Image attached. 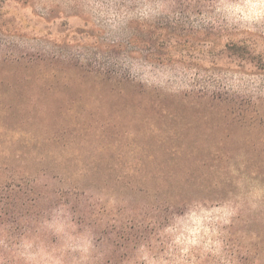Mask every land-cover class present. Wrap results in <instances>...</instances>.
Wrapping results in <instances>:
<instances>
[{
    "label": "rangeland",
    "instance_id": "rangeland-1",
    "mask_svg": "<svg viewBox=\"0 0 264 264\" xmlns=\"http://www.w3.org/2000/svg\"><path fill=\"white\" fill-rule=\"evenodd\" d=\"M89 2L0 0V184L36 191L38 219L30 217L57 249L50 256L24 247L28 260L225 264V251L244 257L257 238L264 246L259 7L251 0H94L111 5L109 17L87 14ZM128 23L145 41L140 56L177 60L120 72L144 88L111 76L112 57L131 53L112 46L126 40ZM168 24L180 36L163 50ZM236 42L250 47V60L226 52ZM84 218L95 234L84 223L67 225ZM159 218H167L160 230L145 234L114 226L106 249L104 225ZM103 251L113 254L103 259Z\"/></svg>",
    "mask_w": 264,
    "mask_h": 264
},
{
    "label": "trees",
    "instance_id": "trees-1",
    "mask_svg": "<svg viewBox=\"0 0 264 264\" xmlns=\"http://www.w3.org/2000/svg\"><path fill=\"white\" fill-rule=\"evenodd\" d=\"M175 22V21H173ZM173 24H168L166 28V36L164 40H162V46H164L163 50H169L171 47H175L178 45L174 43L173 38H177L180 34L173 35L175 28H173ZM172 29V31H171ZM171 31V32H169ZM124 33H126V40L124 42L113 43V48L120 47L121 45H126L131 51L130 54L126 55V59H116V57H112L111 65L113 66V73L111 74L112 80L116 82L115 79H120V83L128 84V85H136L140 88H144V86L135 83L134 80L126 78V75L120 72H127L130 66L134 63L142 65V62H148L150 65L155 66H165L171 63L177 62L176 59L170 55H157L156 53L148 52L146 57L140 56L142 54V46H144L145 41L140 39L138 36V32L133 28L132 23H128L126 28L124 29ZM150 38L147 43H152V33H150ZM174 36V37H173ZM155 42V41H154ZM162 48V47H161ZM226 52L230 53L231 56H234L242 61H248L251 59L252 51L248 45H239L237 42L236 44L232 45H225L224 46ZM154 50V48H151ZM141 53H138V52ZM133 53H137V56H132ZM179 62V61H178ZM117 71V72H116ZM109 74V73H108ZM115 76V78H114ZM114 78V79H113ZM124 81V82H122ZM33 193V196L31 194ZM36 191L33 188L24 189L23 187L15 186V188L10 187L9 185L0 184V264H34L32 261L28 260V255L24 251V247L28 248L30 252L38 253L37 251L40 249L46 250L47 253L51 255L56 253V248L45 244V240L48 239L46 233H37L38 230L35 229L36 219H38V214L34 213L38 211L40 206V202L35 200L36 198ZM34 198V199H33ZM83 211H85L83 209ZM89 212L85 211L84 214H88ZM32 215H35L34 220L31 219ZM87 218H84L81 222H75L74 219H71L68 226H77L83 224L87 221ZM167 218H159L157 221H149L150 223L145 224L141 222V224H134L119 221L116 222L115 225H104V232L102 233L105 237L106 249L110 250V246L112 241L107 239L109 236L110 231H112L113 227L115 226L121 233L128 230L138 229L141 234L147 233L149 227L154 229L160 230V226L164 224ZM129 225V226H128ZM96 226L94 224H86L84 223V228L91 234H95L96 231L92 230V227ZM233 224L229 227H231ZM102 227V226H101ZM124 234V233H123ZM230 232H228L227 236ZM145 236V235H143ZM141 236V238L143 237ZM230 237H228V242ZM229 244H224V251L227 250ZM248 249L245 252L244 257H239L237 255V251L231 255H228V251H225L228 258L225 261V264H264V246L259 241V238L255 240L254 243H249L247 246ZM149 248V245L148 247ZM127 249V247H126ZM149 251V249H147ZM126 253L128 251H125ZM113 252L111 251H103L100 253L101 258H109ZM123 256V255H122ZM61 257V255H60ZM66 257V256H64ZM263 260V261H262ZM108 263V262H107Z\"/></svg>",
    "mask_w": 264,
    "mask_h": 264
},
{
    "label": "clouds",
    "instance_id": "clouds-1",
    "mask_svg": "<svg viewBox=\"0 0 264 264\" xmlns=\"http://www.w3.org/2000/svg\"><path fill=\"white\" fill-rule=\"evenodd\" d=\"M251 3L257 5L261 10V14H264V0H251ZM87 14H95L96 16H111V5L97 2H89L83 5Z\"/></svg>",
    "mask_w": 264,
    "mask_h": 264
}]
</instances>
